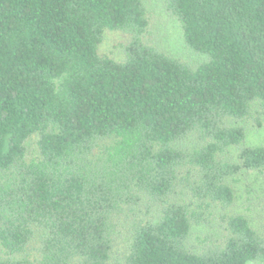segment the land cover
Listing matches in <instances>:
<instances>
[{
  "label": "trees",
  "instance_id": "1",
  "mask_svg": "<svg viewBox=\"0 0 264 264\" xmlns=\"http://www.w3.org/2000/svg\"><path fill=\"white\" fill-rule=\"evenodd\" d=\"M164 1L199 66L145 0H0V264H264V194L233 213L230 184H264L239 125L264 116V0Z\"/></svg>",
  "mask_w": 264,
  "mask_h": 264
},
{
  "label": "rangeland",
  "instance_id": "2",
  "mask_svg": "<svg viewBox=\"0 0 264 264\" xmlns=\"http://www.w3.org/2000/svg\"><path fill=\"white\" fill-rule=\"evenodd\" d=\"M151 26L148 38L161 47L168 54L179 58L190 65L199 66L206 57L194 52L184 41L183 29L178 19L167 9L164 0H145ZM128 37L119 31H109L105 34L100 45V53L110 56L116 60H123L126 54L125 45ZM259 122L254 119L241 121L247 131L246 143L250 146L264 145V116ZM37 135L32 136L28 144V158L36 157L39 154ZM238 150L232 148L223 158L228 161L237 159ZM234 187L236 203L232 207L233 213L246 214L248 217L256 218L259 208L256 205L258 197L264 194L263 179L255 170H243L230 179ZM255 222H257L255 220ZM258 223V222H257Z\"/></svg>",
  "mask_w": 264,
  "mask_h": 264
}]
</instances>
